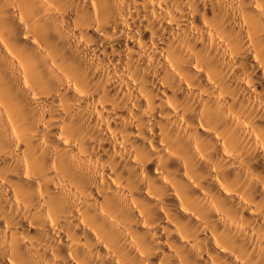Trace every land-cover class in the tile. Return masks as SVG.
Wrapping results in <instances>:
<instances>
[{"label":"clouds","instance_id":"9594fccd","mask_svg":"<svg viewBox=\"0 0 264 264\" xmlns=\"http://www.w3.org/2000/svg\"><path fill=\"white\" fill-rule=\"evenodd\" d=\"M0 264H264V0H0Z\"/></svg>","mask_w":264,"mask_h":264}]
</instances>
